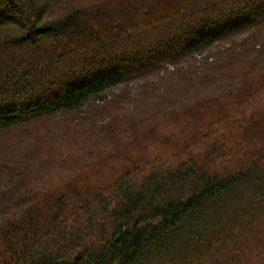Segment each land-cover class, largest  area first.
Here are the masks:
<instances>
[{
    "label": "trees",
    "instance_id": "obj_1",
    "mask_svg": "<svg viewBox=\"0 0 264 264\" xmlns=\"http://www.w3.org/2000/svg\"><path fill=\"white\" fill-rule=\"evenodd\" d=\"M14 130L0 264H264V0H0Z\"/></svg>",
    "mask_w": 264,
    "mask_h": 264
},
{
    "label": "rangeland",
    "instance_id": "obj_2",
    "mask_svg": "<svg viewBox=\"0 0 264 264\" xmlns=\"http://www.w3.org/2000/svg\"><path fill=\"white\" fill-rule=\"evenodd\" d=\"M22 130H14L6 134H0V144L6 145L0 150V159L4 162L8 161H30L35 162L36 156L34 155L35 149H38L40 145H44L50 139V136L40 139V141H34L30 138L23 137ZM70 134H65L64 138H56L57 142L64 148L71 144ZM129 149V148H128ZM127 150L123 149L122 151ZM111 166L108 164H103L98 167V165L90 166L87 165L81 171L79 177L73 180V183L80 185L81 183L92 181L94 178L95 170L107 172ZM38 215V213H37Z\"/></svg>",
    "mask_w": 264,
    "mask_h": 264
},
{
    "label": "water",
    "instance_id": "obj_3",
    "mask_svg": "<svg viewBox=\"0 0 264 264\" xmlns=\"http://www.w3.org/2000/svg\"><path fill=\"white\" fill-rule=\"evenodd\" d=\"M116 240H117V238H116Z\"/></svg>",
    "mask_w": 264,
    "mask_h": 264
}]
</instances>
